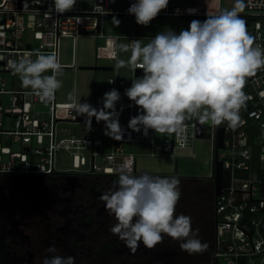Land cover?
<instances>
[{"label": "built area", "instance_id": "2783aa9c", "mask_svg": "<svg viewBox=\"0 0 264 264\" xmlns=\"http://www.w3.org/2000/svg\"><path fill=\"white\" fill-rule=\"evenodd\" d=\"M84 2L89 7H84ZM135 0H126V7L119 9V0H77L73 10L58 14L54 11L53 0H2L0 2V96L10 95L9 104L0 97V175L23 178H41L59 174L68 176L82 175H118L122 166L131 167L137 175L136 154L127 152L125 144L150 143L156 150L155 131L141 129L142 133L120 124L124 129L123 138H112L111 147L102 139L91 135L86 125V136L72 133L58 137V124L61 121L82 122L83 116H76L69 107L70 102L57 101V92L51 102H41L32 90L10 87L7 75L20 77L10 65L25 52L55 54L59 60L60 39L69 37L74 42V63L63 67L78 69L76 65V43L85 35L106 38L103 32L108 17L130 15L127 9ZM216 6L174 7L168 6L161 14L168 17L208 16L224 11L222 0ZM246 12L240 14L245 20L248 32L256 44L264 47V0H244ZM180 9V14L175 10ZM188 9H196L189 13ZM135 17V16H134ZM29 31L34 41L29 40ZM116 40L120 36H114ZM128 44L137 40L136 35L127 37ZM105 47H98L97 57L106 55ZM110 49L108 55H112ZM115 56V54H113ZM112 57V56H111ZM35 59V55L32 57ZM60 62V61H59ZM137 68L136 70H138ZM109 80L112 82L110 83ZM109 85L123 92L124 81L116 77L109 78ZM247 100L246 108L241 110L242 123L231 129L227 123L219 126L204 124L205 137L213 139L215 157L211 164L213 172L209 179L215 183L217 161L223 163V185L216 196L215 207V251L213 264H264V69L249 77L244 88ZM38 104L49 105L48 111L36 108ZM103 107V97L97 98L95 106ZM137 106L132 101V117ZM117 109V103H116ZM197 117L184 121L181 128L172 133L170 139L158 148L164 153L175 154L179 146H191L197 135ZM85 122V121H84ZM257 124L259 133L254 135L253 144L260 147V164L253 169V145L249 143L250 127ZM223 129V147L217 149L219 130ZM48 138V141L46 140ZM19 143L23 150H13L11 145ZM86 150L90 158L79 151L73 154V168L69 172L57 167L56 154L59 151ZM152 155L156 154L152 151ZM192 157L196 156L191 152ZM98 156L104 157V164L97 163ZM87 169L82 166L87 165ZM208 163V162H207ZM223 260V263L220 261Z\"/></svg>", "mask_w": 264, "mask_h": 264}, {"label": "clouds", "instance_id": "9594fccd", "mask_svg": "<svg viewBox=\"0 0 264 264\" xmlns=\"http://www.w3.org/2000/svg\"><path fill=\"white\" fill-rule=\"evenodd\" d=\"M53 4L54 11L63 14L73 10L77 0H53ZM168 4L169 0H135L127 12L134 14L138 25L148 26ZM242 7V0H238L232 10L208 16L204 21L193 20L188 29L178 34L169 29L157 33L146 44L132 40L130 44L117 45L118 50L132 53L129 62L118 61V68L143 70V75L134 78L125 89L124 94L139 109V114L129 120L128 128L170 134L191 117H197L202 124L227 123L231 129L242 123L240 113L249 99L244 91L246 81L264 69V47L256 44L248 32L245 20L239 15ZM180 12L175 10V14ZM113 22L120 23L115 17ZM10 65L20 76L23 87L30 88L41 102L54 100L62 87L58 76L63 66L55 54L25 52L19 59L10 61ZM80 98L77 99L73 90L68 95L69 107L76 116H85L89 130L95 117L98 123L104 122L105 135L116 140L123 138L120 112L116 109L121 99L117 89L104 93L100 109L87 101L81 102ZM118 176L116 186L103 192L99 199L116 220L109 231L132 252L140 243L152 249L163 243L165 236L180 241V248L189 254L207 250L208 244L198 237L199 230L192 228L191 217L176 215L181 196L178 178L148 173L134 175L127 166L118 169ZM46 251L53 255L45 256L42 264H75L72 256L55 255V246H49Z\"/></svg>", "mask_w": 264, "mask_h": 264}, {"label": "rangeland", "instance_id": "374dc122", "mask_svg": "<svg viewBox=\"0 0 264 264\" xmlns=\"http://www.w3.org/2000/svg\"><path fill=\"white\" fill-rule=\"evenodd\" d=\"M220 0H169L168 6L186 8L205 6H216L220 4ZM2 2V0H0ZM238 0H222V9L232 10L237 5ZM239 12H246L244 5ZM84 7H89V4L84 2ZM126 0H119L118 8L124 9ZM166 10V9H165ZM162 10V11H165ZM161 11V12H162ZM170 18V19H169ZM171 20H180L179 31L188 29L190 22L200 20L196 17H169ZM155 19V18H154ZM153 19V20H154ZM177 29V23L175 25ZM172 29V28H171ZM29 40L34 41L32 32L29 31ZM97 39L92 36L82 37L77 42V71L74 68L63 67V71L58 78L62 81V87L57 91V101L70 102L68 95L75 90L77 99L81 102L87 101L95 106L96 98H100L101 88L110 87L108 84L109 78L116 77L125 83L124 91L121 92V99L117 102V111L120 112V124L128 125L132 118V101L124 94L125 89L131 86L132 80L135 78V72L130 67H117L118 61L129 62L132 55L131 51H121L115 61H113V70H93L84 69L83 66H104L109 67L111 61L98 59L96 53ZM74 42L72 38L62 37L60 39V56L59 61L62 64L69 66L74 63ZM47 74H51L50 72ZM10 81V87L22 90H31L22 85L20 77L7 75ZM96 85L98 89L96 90ZM109 89V88H108ZM5 105L9 104L10 95L0 96ZM38 110L48 111L49 105L38 104ZM122 109V110H121ZM139 114V109L137 115ZM193 118V117H191ZM92 124V122H91ZM85 122L61 121L58 124V137L69 136L72 133H77L78 136H86L84 130ZM95 132L98 139H102L107 147H111L112 138L104 134V122L95 123ZM141 134L142 131L137 132ZM170 134L155 133V141L158 143L156 150L150 144L146 143H126L127 151L136 154L137 158V175L148 173L157 176L176 177L180 181V204L182 210L180 214L190 216L192 219L193 230L198 229V237L202 242L208 244V248L203 253L189 254L180 248V241L173 240L165 236L163 243L157 244L154 248L149 249L140 243L135 252H132L125 244H123V252L118 261H108L107 264H205L210 263L211 248H213V210L214 207L204 204L199 195L202 193H210L212 183L210 174L213 172L211 164L215 157L213 139L211 137L192 140L191 146H179L175 148V154L164 153L158 148L163 145L166 139H170ZM48 141V138H46ZM134 144V145H133ZM13 150H23L19 143L11 145ZM79 151L90 158V151L75 150L59 151L56 154L57 167L69 172L73 168V154ZM152 151L156 154L152 155ZM191 152H195L196 156L192 157ZM208 162V163H207ZM97 163L104 164V157L98 156ZM87 165L82 166L87 169ZM74 169V168H73ZM4 176V175H3ZM7 176V175H6ZM98 176V175H95ZM100 176V175H99ZM11 179H4L0 176V259L1 264H42L45 256L53 255L48 253L46 249L49 246H55L57 249L55 255L72 256L67 243L59 237L58 233H50L48 230L52 227L50 220L52 215L58 214L64 209L63 206L56 202L60 197L72 196L75 188L81 184H85L88 179L84 176L81 180L79 177L71 176L74 181L70 182L67 188H71L69 193L62 183L47 185L41 178H23L19 176H10ZM47 177V176H46ZM116 185H114L115 187ZM110 183L108 189L114 188ZM65 192V193H63ZM67 192V193H66ZM100 197V195H99ZM95 215H96V231L95 238L101 235H109L119 239L113 235L109 229L116 223L114 216L109 215L105 210L102 200H95ZM180 207V205H179ZM176 214V215H180ZM48 222V224H47ZM70 229H67V231ZM120 240V239H119ZM124 243V242H123ZM223 263V260L220 261Z\"/></svg>", "mask_w": 264, "mask_h": 264}, {"label": "trees", "instance_id": "16d2710c", "mask_svg": "<svg viewBox=\"0 0 264 264\" xmlns=\"http://www.w3.org/2000/svg\"><path fill=\"white\" fill-rule=\"evenodd\" d=\"M4 175V176H3ZM5 180L11 179L10 175H0ZM86 177L88 181L80 186H77L72 193L71 188H67L69 183L74 181L71 176L54 174L45 177L42 181L47 185L62 183L65 189L70 193L68 196L60 197L56 202L58 205L64 207L63 210L56 215L51 216L50 225L52 226L48 231L50 233H58L70 248V254L75 258V264H107L108 261H118L123 252V241L109 236L107 234L95 238L96 231V215H95V200H100L99 195L106 192L108 185L111 183L114 187L115 182L119 179L118 175H82L79 177ZM212 183V182H211ZM65 193V192H63ZM67 193V192H66ZM201 201L209 206L214 207L215 193L212 183L210 193H202L199 195ZM180 205V207H179ZM182 206L178 202L176 206V214H180ZM213 223L215 230V207L213 210ZM48 224V222H47ZM49 225V224H48ZM67 229H70L67 231ZM213 248H211L210 262L213 264V254L215 251V231L213 232ZM1 264V259H0ZM205 264H210L206 262Z\"/></svg>", "mask_w": 264, "mask_h": 264}, {"label": "crops", "instance_id": "0c3cea01", "mask_svg": "<svg viewBox=\"0 0 264 264\" xmlns=\"http://www.w3.org/2000/svg\"><path fill=\"white\" fill-rule=\"evenodd\" d=\"M113 17H115L116 19H118L120 21L119 25L114 24ZM168 18H169L168 16H164L160 12L158 14V16L154 20H152L148 26H142V25H138L136 23L134 16H130V15L111 16V17H108V19L106 21V25L103 29V32L107 35L106 38H99V37L94 36V35H85L83 37L92 36V37H95L97 39V44L95 46L96 53H97L98 47H105L104 51H106L108 53H109L110 49L113 51L112 55H108V53H106V55L101 56L99 58L96 56L98 59H105V60L111 61L108 65L110 67V69H108V70H113L114 69V67L112 66L113 61L116 60V58L119 54V50L117 49V45L118 44H128L127 37L132 36V35H136L137 40H142L143 43L146 44L152 38H154L157 35V33L167 31L171 28H172L171 30L175 31L178 34L180 32L179 31L180 20L179 19H178V21L173 20V19L169 20L170 18L169 19ZM196 18H198V17H196ZM200 19H202V18H200ZM176 23H177V29L175 28ZM114 36H120V38L118 40H116L115 38H113ZM76 50H77V43H76ZM113 54H115V56H113ZM73 60H74V58H73ZM75 61H76V65H77V56H76ZM108 88H101L100 90H98L101 93L100 97H103L105 92L110 91L112 89L111 86ZM97 89H98V87L96 85V90ZM123 91H124V87H123ZM96 100H97V98H96ZM137 112H138V107H136L134 110V116L137 115ZM82 118H85V116H83ZM92 118L95 121H92V130H91L90 134L94 135L96 137L95 123L97 121H96L95 117H92ZM101 122H103V121H101ZM123 125H125V124H123ZM130 143H133V142H130ZM146 144H150V143H146ZM125 149H126V147H125ZM127 152H131V151H127Z\"/></svg>", "mask_w": 264, "mask_h": 264}, {"label": "water", "instance_id": "95a60500", "mask_svg": "<svg viewBox=\"0 0 264 264\" xmlns=\"http://www.w3.org/2000/svg\"><path fill=\"white\" fill-rule=\"evenodd\" d=\"M81 68L84 69H93V70H108L110 69V67H102L99 65H95V66H83ZM143 75V70L142 69H138L135 70V78L141 77ZM82 121H85V118L81 119ZM92 121H95L92 118ZM198 121V130H197V135L199 138H205V132H204V124H202L199 119H197ZM250 136H249V143L251 145H253V169L258 168L259 164H260V147L257 145L253 144V138L254 135L259 133V127L257 124H253L250 129ZM223 140H224V132L223 129L221 128L219 130V135H218V141H217V149L222 148L223 147ZM222 185H223V163L222 161H217L216 163V167H215V183H214V193H215V197L218 196L221 191H222Z\"/></svg>", "mask_w": 264, "mask_h": 264}]
</instances>
